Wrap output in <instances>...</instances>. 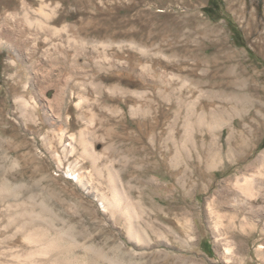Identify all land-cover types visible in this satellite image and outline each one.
I'll list each match as a JSON object with an SVG mask.
<instances>
[{
	"label": "rangeland",
	"instance_id": "374dc122",
	"mask_svg": "<svg viewBox=\"0 0 264 264\" xmlns=\"http://www.w3.org/2000/svg\"><path fill=\"white\" fill-rule=\"evenodd\" d=\"M209 3L0 0V264H137L128 216L150 244L145 264L152 252L264 264V216L223 230L243 239L228 260L208 208L231 204L237 178L264 185V0ZM189 107L223 117L191 122L196 150L180 147ZM211 132L219 154L188 192L189 152L205 164ZM118 198L123 210L110 209Z\"/></svg>",
	"mask_w": 264,
	"mask_h": 264
},
{
	"label": "bare ground",
	"instance_id": "6f19581e",
	"mask_svg": "<svg viewBox=\"0 0 264 264\" xmlns=\"http://www.w3.org/2000/svg\"><path fill=\"white\" fill-rule=\"evenodd\" d=\"M26 14V13H25ZM13 17V16H12ZM28 26H31L30 21L27 20ZM9 23H12V21H9ZM30 24V25H29ZM18 31V30H17ZM55 32V30H54ZM57 33V31H56ZM19 34H21L22 37H25L27 33L20 31ZM29 35V34H28ZM4 37V36H3ZM28 44L33 43L31 40L26 41ZM103 48H112L114 43L109 41L106 43L101 44ZM95 48H99L97 45H93ZM116 46V45H115ZM132 48L137 49L141 52L144 53V48L136 46L135 44L131 45ZM119 48H122L121 46H118ZM146 53V52H145ZM144 53V54H145ZM224 56H228V53L224 54ZM150 69H152L151 65L148 66ZM63 85V84H62ZM233 98V97H232ZM234 99H239V101H247L248 98L244 96L236 97L234 96ZM24 104L27 105V101H23ZM247 104V103H246ZM243 106V105H242ZM56 107L61 109V104L56 103ZM190 110L188 109L187 115H186V122L187 126L185 127V134L183 138L181 139V144L180 147H184L185 145L190 144L191 147H193L195 150L197 147H195V142L194 139L192 138L193 135V129L191 128V122L197 123L196 126L198 128L205 127V125L209 122L211 125H218L221 121H223V117L221 113H217L215 116H212V113L207 116L205 114H199L196 115L194 114V108L189 107ZM132 110L135 112L138 110L136 107H133ZM116 114H120L119 110L116 108H113L112 110ZM115 114V115H116ZM184 119V118H183ZM185 120V119H184ZM208 125V124H207ZM174 135V134H173ZM203 146L206 147V149L209 152V156L207 160L204 161L201 159V157L196 154L194 155V152L191 153L189 152V159L186 162L187 167L184 169V174L181 176V179L183 182H180L182 184V187L186 190L188 188V192L191 191V189H196L198 186L197 184H194V177L195 175L197 176V181L198 184L201 185V179L205 181L208 179V174L206 171L208 170V167L210 166V161H214L213 158L219 154V146H218V141L216 138V135L213 134L212 132L210 133L209 137L206 138L202 142ZM193 149V150H194ZM197 153V152H196ZM193 154V155H192ZM168 164H170V160H167ZM259 163H264V155L261 156V158L258 160ZM172 166L177 165V162L175 159L171 161ZM193 167V168H192ZM207 167V170H206ZM192 168V169H190ZM147 170V169H146ZM143 171V174H145V171ZM65 174L68 175H73L75 176V180L77 182H80L79 174H75V171L73 170H67L65 171ZM75 174V175H74ZM68 177V176H67ZM145 178V177H144ZM146 179V178H145ZM147 180V179H146ZM197 183V182H196ZM235 185L237 186L238 192L233 193V200L231 204H228V202L220 201V200H213L208 202V208L211 211V213L215 214V221H214V235L216 236L215 240L218 242L216 244V247L219 248V245L224 246L225 245V253H226V258L230 260L231 258L228 257L231 252L233 251H238L242 246H243V239L238 238L236 240L232 239L231 237L235 235V230L239 229L241 233H247V230L253 229L258 225V221L262 222V216H264V209L262 208V200L264 199V185L260 183L258 178L254 175L251 178H237ZM232 186V185H231ZM236 190V189H235ZM225 192V191H224ZM226 193L230 195V192L226 190ZM240 193L244 195L246 199H240ZM120 198L115 199V202L113 204H108V207L112 210H123V203L120 202ZM101 206L104 209H106V205L104 203H101ZM129 207V206H128ZM125 208V212L128 211V208ZM108 208V209H109ZM128 208V209H127ZM107 209V210H108ZM155 209V208H154ZM105 211V210H104ZM157 214H158V209H156ZM192 211V210H191ZM224 212V213H222ZM260 219V220H257ZM132 217L128 216L127 224L126 227L129 232L130 238L134 239L135 242L137 243V251L138 252V259L139 262L137 264H145L143 261L146 255V253L143 252V249L149 248L150 244L149 242L145 241L143 237H145V234L143 233V230L140 229L133 221ZM184 227L189 232L193 231V224L191 220H186ZM228 230L229 233H231V237H227V233H225L223 230ZM152 233L156 234L157 238H161L156 228L155 230H151ZM37 234V233H35ZM39 234V233H38ZM37 234V235H38ZM39 238H42L41 235L39 234ZM190 240L192 239L191 235H189ZM167 241V240H166ZM162 243V242H160ZM167 244V242H166ZM261 248L259 249V255L263 257L264 255V250ZM218 250V249H217ZM163 259V263H161V260ZM149 260L150 264H203L195 259L188 260V259H182L178 256L170 255L166 253L165 255L161 256L160 252H152L149 254ZM126 264V263H122Z\"/></svg>",
	"mask_w": 264,
	"mask_h": 264
},
{
	"label": "trees",
	"instance_id": "16d2710c",
	"mask_svg": "<svg viewBox=\"0 0 264 264\" xmlns=\"http://www.w3.org/2000/svg\"><path fill=\"white\" fill-rule=\"evenodd\" d=\"M212 7V0H210V3H209V7H208V9H210ZM206 10H207V8H206ZM207 11H209V10H207ZM264 144V143H263ZM262 144V145H263Z\"/></svg>",
	"mask_w": 264,
	"mask_h": 264
}]
</instances>
